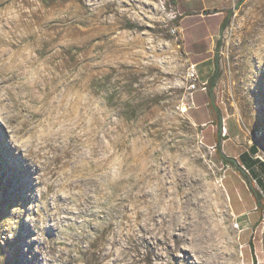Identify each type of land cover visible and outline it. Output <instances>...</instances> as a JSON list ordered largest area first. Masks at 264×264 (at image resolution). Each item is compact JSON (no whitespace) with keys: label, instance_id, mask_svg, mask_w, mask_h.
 <instances>
[{"label":"rangeland","instance_id":"1","mask_svg":"<svg viewBox=\"0 0 264 264\" xmlns=\"http://www.w3.org/2000/svg\"><path fill=\"white\" fill-rule=\"evenodd\" d=\"M227 3L212 50L195 56L178 0H0V264H89L93 252L126 264L134 227L117 237L122 204L152 211L138 250L155 264L195 258L206 214L213 251L264 264V210L250 220L236 170L217 159V118L190 114L204 118L193 92L208 91L194 60L214 54L222 152L264 163V0ZM41 140L51 155L68 151V166L48 169ZM169 204L184 207L172 215Z\"/></svg>","mask_w":264,"mask_h":264},{"label":"bare ground","instance_id":"2","mask_svg":"<svg viewBox=\"0 0 264 264\" xmlns=\"http://www.w3.org/2000/svg\"><path fill=\"white\" fill-rule=\"evenodd\" d=\"M7 35L9 37L13 38L11 27L7 29ZM38 148H39L38 152L45 158L44 163L48 169L57 167L58 163H60L62 165H63V163H65V165L68 166V164L72 161L71 155L68 153V151L65 152V150H62L60 152H55L54 154L51 155V151H50L51 147H49L45 141H42L41 144L38 145ZM159 196H161V195H159ZM168 206H169L168 210H170L172 213V212L176 211V208H181L182 204L179 207L173 206V205L170 206V204ZM168 213H169V211H168ZM120 215H121V217L123 216V219L120 220L118 223L117 237H118V235L121 237V235L124 234L123 229L126 226L131 227L133 225V227H134L133 237L129 236V239H130L129 245L133 249L134 254L131 255L129 262H127L126 264H155L151 254H150V251L147 250L144 254H141L138 250V248L140 246L147 245L145 237L143 235L138 234V232L140 233V232L144 231L145 232L144 234H146L147 232H152L154 230V226H150V224L147 223V219L150 216H152V211H150L148 209H143V211H139V209L137 208L136 205H133L127 209L126 205L122 204V206L120 208ZM172 215H173V213H172ZM198 215L199 214H197V216ZM132 217H133V221H131ZM210 217L211 216H209L208 214L201 216L202 220H201V218H199V219L202 222L200 223V221H198L199 223H197V225L199 224V226H200L199 229H201V233L199 236L202 239L199 237L201 239L200 249L198 252H195L196 253L195 258H192V260H187L185 258V259L181 260V262H177V264H224V262H226V264H233L234 261H231V262L229 261V258H231V260H233V255H232L231 251H229L227 253L223 252L224 254L221 252H218V251H213L215 249L214 247L217 245L215 244V238H213V235H212L211 230L213 228L210 226V223H211ZM142 219L145 222V223H143V225L141 223H139V221H142ZM160 238H161L160 240L159 239L157 240V243H159L161 241H163V242L166 241V239H162L163 237H160ZM166 245H167V243H166ZM226 256H229V258H227ZM202 257H204V258H202ZM205 258H207V259H205ZM88 260H89V264H119L116 260H112L110 262L106 261L105 263H102L99 260L98 255L94 252L91 253ZM142 260H143V263L141 262Z\"/></svg>","mask_w":264,"mask_h":264},{"label":"crops","instance_id":"3","mask_svg":"<svg viewBox=\"0 0 264 264\" xmlns=\"http://www.w3.org/2000/svg\"><path fill=\"white\" fill-rule=\"evenodd\" d=\"M180 7L183 9L185 14L182 16L183 20V31H184V45L187 46L189 51L195 55H202L204 51H211L213 48V42L221 29V23L227 14L228 0H178ZM234 1V0H232ZM239 1V0H238ZM214 11L211 16L206 14V10L213 9ZM214 54L204 59H195V63L199 65V71L203 80H208L215 68ZM193 106H201L203 108V119L199 121H206L207 119L213 120L217 118V122L220 118V112L217 105L213 101V95L197 90L193 92ZM214 110V117L212 114V109ZM198 111V110H196ZM205 112V113H204ZM218 134V133H217ZM214 141L216 139L214 138ZM246 151V150H243ZM240 151V152H243ZM239 152V153H240ZM247 152V151H246ZM238 153V155H239ZM255 154V153H254ZM249 157L253 160V165H251L253 171L254 168L264 171L261 161L257 160L255 155H250ZM235 157V156H234ZM264 164V163H263Z\"/></svg>","mask_w":264,"mask_h":264},{"label":"trees","instance_id":"4","mask_svg":"<svg viewBox=\"0 0 264 264\" xmlns=\"http://www.w3.org/2000/svg\"><path fill=\"white\" fill-rule=\"evenodd\" d=\"M243 1L244 0H239L238 3H241ZM231 13H232V11L229 10L227 12V14L225 15V17L221 23L220 31H222L225 28V26L227 25V23L230 19ZM218 77H219V67H218V63L215 59L214 71L207 80V83H208L207 93L209 94V96L212 92V88L214 87V85L216 84V82L218 80ZM129 106L130 105H127V112H129V111L132 112L133 109H131ZM194 112H195L194 110L193 111L190 110L191 116H193L194 120L198 124H201V122L198 120V118H196V116L194 115ZM220 121H221V118H219V121H218L219 136L221 134V122ZM202 132L204 133L205 131L203 130ZM219 136L217 137V140L214 143L217 159L224 161L225 164H231L234 167V169L236 170L237 173L235 175V179H236V182L238 184L237 188L241 192V194H243V196L246 198L247 202L249 204H252L253 207L255 208L254 211H250L248 213L250 220L255 221L258 218L259 213L264 210V199L262 198L260 191L254 185V178L252 177V175L250 173H248L249 170H253L251 165H253V160H255V159H251V157H249V155L246 151L240 152L238 155V158L236 156L234 158L229 157L228 155H226L225 153L222 152L221 139L219 138ZM250 152L253 154L256 152V149L254 146L250 147ZM244 166H246L247 169L246 168L244 169L243 168ZM262 166L264 169L263 163H262ZM239 177L243 178L244 181L241 182L239 180ZM225 182H226L227 186H229V180L227 179ZM230 189H231V187H230ZM239 239H241V235L239 236Z\"/></svg>","mask_w":264,"mask_h":264},{"label":"built area","instance_id":"5","mask_svg":"<svg viewBox=\"0 0 264 264\" xmlns=\"http://www.w3.org/2000/svg\"><path fill=\"white\" fill-rule=\"evenodd\" d=\"M161 1L165 2L166 0H161ZM175 31H176L175 29L172 30V32H175ZM187 78L189 80V88H190V90L191 91L195 90L197 88V84L199 82V76H198L197 70L195 69L193 64L190 65V67H189V69L187 71ZM201 84L202 85L200 86V88L202 90L206 89V83L203 82ZM221 130H223V134H225L224 131L226 129H225L224 123H222V125H221Z\"/></svg>","mask_w":264,"mask_h":264}]
</instances>
